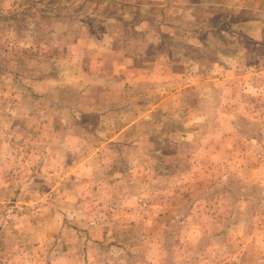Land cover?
<instances>
[{
  "label": "rangeland",
  "instance_id": "rangeland-1",
  "mask_svg": "<svg viewBox=\"0 0 264 264\" xmlns=\"http://www.w3.org/2000/svg\"><path fill=\"white\" fill-rule=\"evenodd\" d=\"M255 5L0 0V264H264Z\"/></svg>",
  "mask_w": 264,
  "mask_h": 264
},
{
  "label": "crops",
  "instance_id": "crops-1",
  "mask_svg": "<svg viewBox=\"0 0 264 264\" xmlns=\"http://www.w3.org/2000/svg\"><path fill=\"white\" fill-rule=\"evenodd\" d=\"M171 7L175 8L173 5H170ZM259 8V9H258ZM254 10H260L263 15H264V8H260L259 5H255V7L253 8ZM244 20L248 21L249 24H256L258 26V29H257V32L261 35L262 32H264V30L262 29L263 25H264V17H260V18H257V17H252V16H249L247 18H243ZM186 43V41L183 42V45ZM190 43V41L188 42ZM175 45V43H170L168 44L169 47ZM125 60L129 61V60H132V58L128 57V58H125ZM200 61V60H199ZM153 75V74H151ZM154 76V75H153ZM155 77V76H154Z\"/></svg>",
  "mask_w": 264,
  "mask_h": 264
}]
</instances>
